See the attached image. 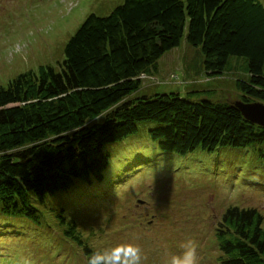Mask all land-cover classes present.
<instances>
[{"label": "trees", "instance_id": "obj_1", "mask_svg": "<svg viewBox=\"0 0 264 264\" xmlns=\"http://www.w3.org/2000/svg\"><path fill=\"white\" fill-rule=\"evenodd\" d=\"M184 37L200 47L208 76L230 68L232 55L246 58V74L237 78L242 99L264 101L262 0H123L109 14L91 12L67 41L60 69L46 64L0 85L4 212L39 221L37 203L76 179L102 178L106 144L137 131L141 121H155L152 138L180 154L263 142L264 125L203 90L131 95L142 74ZM58 215L88 260L97 249L75 220ZM217 239L223 264H264V215L257 207L228 206Z\"/></svg>", "mask_w": 264, "mask_h": 264}, {"label": "rangeland", "instance_id": "obj_2", "mask_svg": "<svg viewBox=\"0 0 264 264\" xmlns=\"http://www.w3.org/2000/svg\"><path fill=\"white\" fill-rule=\"evenodd\" d=\"M121 2L0 0V85L46 64L60 69L66 43L85 18L109 14ZM245 59L232 55L231 69L208 76L200 47L184 37L161 55L156 69L142 74V86L131 95L200 89L214 100L236 102ZM155 125L141 121L137 131L106 144L102 178L76 179L48 195L37 203L39 221L7 214L0 202V264H88L82 247L65 235L60 211L97 250L131 241L143 248L145 264H166L194 240L199 264H223L217 227L224 210L255 206L264 215V141L180 154L160 148L150 134Z\"/></svg>", "mask_w": 264, "mask_h": 264}, {"label": "clouds", "instance_id": "obj_3", "mask_svg": "<svg viewBox=\"0 0 264 264\" xmlns=\"http://www.w3.org/2000/svg\"><path fill=\"white\" fill-rule=\"evenodd\" d=\"M146 261L143 248L138 243L126 241L93 251L88 264H145ZM166 264H199L196 242L188 240L182 246V251L172 255Z\"/></svg>", "mask_w": 264, "mask_h": 264}, {"label": "water", "instance_id": "obj_4", "mask_svg": "<svg viewBox=\"0 0 264 264\" xmlns=\"http://www.w3.org/2000/svg\"><path fill=\"white\" fill-rule=\"evenodd\" d=\"M235 104L246 118L260 125H264V101H244L243 99H239Z\"/></svg>", "mask_w": 264, "mask_h": 264}]
</instances>
